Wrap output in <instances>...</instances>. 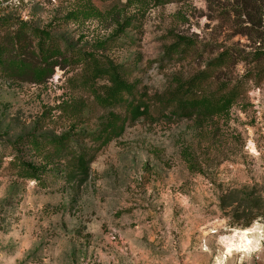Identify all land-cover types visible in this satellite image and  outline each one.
<instances>
[{
	"label": "rangeland",
	"instance_id": "374dc122",
	"mask_svg": "<svg viewBox=\"0 0 264 264\" xmlns=\"http://www.w3.org/2000/svg\"><path fill=\"white\" fill-rule=\"evenodd\" d=\"M87 3L102 17L69 16ZM236 7V0H0V44L26 21L48 28L68 55L112 60L150 95L202 72L212 73L213 92L242 86L226 118L201 125L155 114L96 151L92 135L108 111L81 82L82 65L57 68L45 85L0 74V264H264V61H230L214 75L209 67L226 50L256 52V32L264 46V19L248 38L251 24ZM30 135L94 146L89 181L72 191L57 164L42 182L18 176L16 159L41 163L30 146H14Z\"/></svg>",
	"mask_w": 264,
	"mask_h": 264
},
{
	"label": "trees",
	"instance_id": "16d2710c",
	"mask_svg": "<svg viewBox=\"0 0 264 264\" xmlns=\"http://www.w3.org/2000/svg\"><path fill=\"white\" fill-rule=\"evenodd\" d=\"M126 1L129 5H138L145 4L149 0ZM236 2L239 17H245L251 24L250 29H246L242 35L252 38L254 29L262 26L264 0H236ZM79 15L84 20L102 17V13L89 3L69 14L76 18ZM1 22L8 27L12 26L9 19L4 18ZM17 24L13 36L8 34L6 43L0 44V74L15 83L45 85L55 75L57 68L64 70L67 67L77 68L82 65L85 71L83 69L81 82L90 88L97 104L108 111L107 116L100 122V129L92 135L94 146L97 144L96 151L120 138L128 123L141 120L155 121L157 114L169 121L187 119L204 125L213 119L228 117L232 107L241 98L242 86L233 82L226 84L219 91H211L208 83L210 84L212 80V73L206 75V72L197 74L189 80H177L175 87L166 93L150 95L147 91H140L135 83H130L124 76L122 67L112 60L94 54L84 57L71 52L68 55L48 28L33 27L26 21H19ZM127 24L125 23L122 28ZM255 34L257 38L255 43L260 44L256 52L243 55L233 49L224 51L209 66L213 69V75L230 67V61H264V46L259 42L261 39L258 38L259 33ZM110 42L111 40L100 42L97 47L105 50L107 43ZM177 50L173 47L171 53H177ZM70 80L76 79L72 77ZM103 80L106 83L100 85L99 82ZM252 80H256L255 83L258 85L261 79ZM121 107L125 109L124 116L116 111ZM71 140L70 135L41 139L30 135L17 139L14 144L17 151L22 152L30 146L37 158L41 159L40 164L21 158L16 159L13 166L18 169V176L42 182L48 167L57 164L62 167L61 174L64 175L71 190L78 191L90 179L91 164L95 156L91 155L94 146L78 150L72 145ZM181 155L189 170L195 171L198 163L190 149H183ZM249 226L250 224L245 228Z\"/></svg>",
	"mask_w": 264,
	"mask_h": 264
}]
</instances>
